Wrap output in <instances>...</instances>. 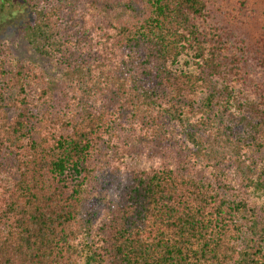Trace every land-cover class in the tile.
<instances>
[{"label":"trees","instance_id":"16d2710c","mask_svg":"<svg viewBox=\"0 0 264 264\" xmlns=\"http://www.w3.org/2000/svg\"><path fill=\"white\" fill-rule=\"evenodd\" d=\"M22 1L0 264H264V0Z\"/></svg>","mask_w":264,"mask_h":264},{"label":"rangeland","instance_id":"374dc122","mask_svg":"<svg viewBox=\"0 0 264 264\" xmlns=\"http://www.w3.org/2000/svg\"><path fill=\"white\" fill-rule=\"evenodd\" d=\"M31 15L22 0H0V42L7 43L17 59L44 68L53 77L61 68L38 54L22 34L21 28Z\"/></svg>","mask_w":264,"mask_h":264}]
</instances>
